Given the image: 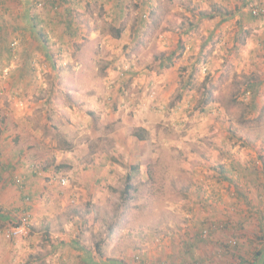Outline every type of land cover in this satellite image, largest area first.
Here are the masks:
<instances>
[{"label": "rangeland", "instance_id": "374dc122", "mask_svg": "<svg viewBox=\"0 0 264 264\" xmlns=\"http://www.w3.org/2000/svg\"><path fill=\"white\" fill-rule=\"evenodd\" d=\"M0 2L3 264H264V0Z\"/></svg>", "mask_w": 264, "mask_h": 264}, {"label": "trees", "instance_id": "16d2710c", "mask_svg": "<svg viewBox=\"0 0 264 264\" xmlns=\"http://www.w3.org/2000/svg\"><path fill=\"white\" fill-rule=\"evenodd\" d=\"M57 1H52V4L57 7V4H60V2L56 3ZM260 7H263L260 5ZM70 11V10H69ZM252 12V10H251ZM254 15V14H253ZM255 16V15H254ZM68 17H70L71 19L70 20H67L66 21V33H68L66 37L65 34H63V42L64 43H69L70 39L68 38H73V36H76L79 34V28L78 27H74L71 23L73 17L69 16L68 14ZM63 20V19H62ZM117 32L114 34L115 37H120V33H121V29H116ZM39 32H41V34L43 35V42L45 41H48L50 38H48L47 34L44 33L43 29H39ZM170 66V65H169ZM252 87L248 90V91H245V93H248L253 97L255 98L256 94L258 93V88H259V83H255V84H252L251 85ZM253 106L255 107V105L253 104ZM149 130L147 128H145L144 126H137L133 129V135L136 136L138 139L140 140H148L150 138V135H149ZM240 139V138H239ZM244 141V140H243ZM238 176L240 177H245L246 174L244 173H241L240 171L238 172ZM250 176V175H249ZM131 177V175H128V179ZM249 180V184H257L256 180L252 179L251 177L248 179ZM131 184H127L126 186V189H125V193L128 192V188H130ZM229 223V222H228ZM228 223H226V227L228 226ZM202 233V232H201ZM259 253H257V255H259ZM242 259V262L245 260L244 258L240 257ZM257 258V256H256ZM264 259V255L262 257ZM244 263V262H243ZM245 264V263H244ZM250 264H253V263H250Z\"/></svg>", "mask_w": 264, "mask_h": 264}, {"label": "crops", "instance_id": "0c3cea01", "mask_svg": "<svg viewBox=\"0 0 264 264\" xmlns=\"http://www.w3.org/2000/svg\"><path fill=\"white\" fill-rule=\"evenodd\" d=\"M1 3V2H0ZM9 6V5H8ZM12 6V5H11ZM10 7H6L5 8V11L7 13L9 12H12V8ZM16 11H18L16 9ZM21 72V71H20ZM3 135V134H2ZM16 140V139H15ZM14 140V142H15ZM14 142H11L9 141L8 138H6L5 136L1 137V134H0V147L2 146H5L4 150H2L0 148V152L1 153V160H0V197L1 198H4V199H9V197L11 196V192L12 191H9V187H7V183L5 182V179L6 177L8 176V172L10 171L11 169V162L13 157H15V159L18 158V153H16L17 149H15V152H12L11 155H10V148H9V145H11V143L15 144ZM8 147V150L6 149ZM10 156V157H9ZM3 160V161H2ZM18 160V159H17ZM6 162V163H5ZM53 187V186H52ZM49 188L48 190H52L53 188ZM7 218V217H6ZM5 251H2L0 250V256L4 255ZM0 264H3V262L1 261V258H0Z\"/></svg>", "mask_w": 264, "mask_h": 264}, {"label": "built area", "instance_id": "2783aa9c", "mask_svg": "<svg viewBox=\"0 0 264 264\" xmlns=\"http://www.w3.org/2000/svg\"><path fill=\"white\" fill-rule=\"evenodd\" d=\"M252 13L255 16H264V7H260L258 4L252 5ZM28 217H24L22 220V225L18 226L17 228H13L7 233L8 236H12L14 233H17L19 231H22L24 229V226L28 224Z\"/></svg>", "mask_w": 264, "mask_h": 264}]
</instances>
